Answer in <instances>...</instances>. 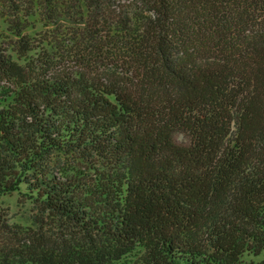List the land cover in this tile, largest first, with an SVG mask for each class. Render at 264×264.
I'll return each mask as SVG.
<instances>
[{
	"label": "trees",
	"instance_id": "1",
	"mask_svg": "<svg viewBox=\"0 0 264 264\" xmlns=\"http://www.w3.org/2000/svg\"><path fill=\"white\" fill-rule=\"evenodd\" d=\"M133 1L0 0V264H264V0Z\"/></svg>",
	"mask_w": 264,
	"mask_h": 264
},
{
	"label": "rangeland",
	"instance_id": "2",
	"mask_svg": "<svg viewBox=\"0 0 264 264\" xmlns=\"http://www.w3.org/2000/svg\"><path fill=\"white\" fill-rule=\"evenodd\" d=\"M113 2H114V5L112 7L116 9L115 12L116 13H118L119 11L128 12L129 20L133 17L134 12H139L140 10H142L139 7L140 5L135 4L133 0H115V1L113 0ZM87 5L89 7L93 6L92 4L90 5V3H87ZM102 8L104 9V7ZM139 13H137V16L140 17ZM92 18H93L92 13H89V16H85L84 18L70 14L69 17H66L67 21L61 20L59 21V24L56 25L57 30L60 31L59 34L56 35L57 36L56 40L62 42L63 39L65 38L66 41L71 42V39L73 40V32L78 28H83L85 26L84 22L88 21L89 19L91 20ZM56 21H57V18H54L53 23H55ZM107 22H110L108 24H111V27L114 28V26H116L115 24L117 23V19L114 16H112L111 20L108 19ZM50 24L51 23H49V26L52 27ZM126 27H128V24L126 25ZM135 28H136V25L134 23H130V31L134 32ZM103 36H104V32L98 33L97 35L89 36L91 40V45L92 46H97L99 44L105 45ZM54 37H55V34L53 33L50 34V40L54 41L53 39ZM78 38L80 37L77 36V39ZM118 47L112 46L111 49L110 47H107V48L103 47V51L109 49L107 50L108 52L105 53V55H108L109 57L111 56L114 57V54L118 55V53H119V56H121L119 52L121 45L118 44ZM113 59L117 61L116 63H114L113 66L107 65V63L104 61L98 62L96 65L98 73L100 75L102 74L105 75V77H108V79L112 81H118V80L127 81L129 75L126 73L125 67L122 66V61L120 57L113 58ZM174 140L177 143H186V139L182 135H175ZM58 161L59 163H62L63 167L67 170H70V169L71 170L72 169L82 170V168L86 166V163L76 153L63 154V156H61ZM59 167H61L60 164H59ZM17 198L18 197L14 195L12 197H5L2 199V202L0 203V209H3V211H5V213H7L12 220L18 219L21 217H27V215L30 214L29 205L23 204L22 201Z\"/></svg>",
	"mask_w": 264,
	"mask_h": 264
}]
</instances>
